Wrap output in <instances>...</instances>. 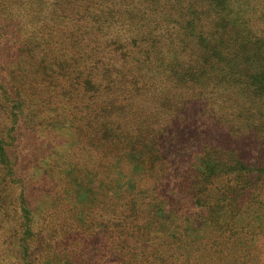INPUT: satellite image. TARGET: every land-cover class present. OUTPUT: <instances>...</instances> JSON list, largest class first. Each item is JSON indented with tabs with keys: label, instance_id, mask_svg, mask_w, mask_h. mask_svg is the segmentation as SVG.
Returning a JSON list of instances; mask_svg holds the SVG:
<instances>
[{
	"label": "trees",
	"instance_id": "obj_1",
	"mask_svg": "<svg viewBox=\"0 0 264 264\" xmlns=\"http://www.w3.org/2000/svg\"><path fill=\"white\" fill-rule=\"evenodd\" d=\"M168 1L146 12L128 0H0L4 49L14 44L1 61L0 105L19 123L14 141L19 130L24 139L72 133L47 151L59 191L66 193V178L96 156L100 178L93 181L102 200L84 223L102 225L95 233L109 247L108 264H232L233 258V264H255L264 258L253 243L260 234L239 216L264 206V162L239 159L229 167L224 154L240 140L264 148V0ZM0 156L12 170L10 154ZM128 161L142 167L137 173H151L149 181L165 168L185 167L178 178L192 182L196 197L212 209L189 250L173 253L160 246L174 250L165 239L153 251L142 235L149 201L114 200L110 186L118 187V171H127ZM6 177L0 192L1 184L16 182ZM25 196L20 189L17 203L9 199L20 240L34 223L50 225L21 211L31 209ZM65 196L49 232L38 237L34 263L52 252L55 258L44 264H65L62 246L86 233L72 195ZM107 209L112 214L103 219Z\"/></svg>",
	"mask_w": 264,
	"mask_h": 264
},
{
	"label": "rangeland",
	"instance_id": "obj_2",
	"mask_svg": "<svg viewBox=\"0 0 264 264\" xmlns=\"http://www.w3.org/2000/svg\"><path fill=\"white\" fill-rule=\"evenodd\" d=\"M128 2L136 11H146L149 10V8H155L159 3H167L169 1L128 0ZM196 4L206 3L203 0H199L196 1ZM209 12H211V9ZM211 13L212 18L220 19V16L213 10ZM4 40V37L0 36V66L1 61L5 59V54L7 56L9 50L14 46V44H11L9 46L10 49H4ZM7 110L8 108L6 106L0 105V155L4 152L10 154L9 159L13 162V169L10 170L9 162L5 159L3 160L0 156V181L2 177L4 179H9L6 176L10 175L12 178H15L16 182H8L10 184L7 185L1 184L0 264H29L28 262L31 260L32 264H44V262L52 261L55 258L56 254L48 252V254H39L40 256H37V259L38 257H42L40 258L41 263L33 262V257L35 256L38 246V237L41 239L42 236H46L45 234L47 231L49 232L51 221H53L52 218H54V216L56 217L54 211L59 210L60 206H62L61 202L65 200L64 197H66L65 195L67 194L72 195V200L75 203V207L72 204L74 207L73 213L78 214V216H80L79 218L82 219L78 226L84 227L81 229L86 233H81L74 242L69 241L63 246L59 245L66 250L64 252L66 256H64L66 258L65 264H80V262L83 263L86 260L89 261L90 264H108L106 261V250L109 247H107L106 243L102 240V235L95 233L102 225H90L91 227L88 228L89 223L88 225L84 223L86 220L89 222V220L94 217L97 203L102 200L100 189H98V185L95 182L98 179L93 181V177L86 178V176L89 175H97L99 172V163L96 160V156L90 154L85 164H82L81 167L78 168L80 171L79 174L76 176L70 175L69 178H66L68 185V191L66 193L59 191L56 185L58 183L57 180H60L58 171L56 176H52L47 170L46 163L48 160L46 156L49 153L47 151L53 146V141L57 140V142H59L58 144L61 145L67 139L71 138L72 133L68 130H63L62 136L59 135L61 137H58L56 135L57 132L47 133L43 131L45 134L43 135L41 132L38 138L36 136L34 138L24 139L22 135H20L21 133L19 130L18 139L14 141L15 136H17L19 123L9 114V118H7V114L5 113ZM42 129L44 130L45 127L43 126ZM82 130L80 129V131ZM28 135L31 134H27V137ZM81 136L82 134H76L74 141H79ZM7 139L12 140L13 144L11 146L5 145L4 141ZM235 144L236 145L233 146L234 152L231 155L228 151L224 154L226 166H233L239 159L245 163L264 162V148L262 146H257L253 143L252 145L247 144V142L242 140L235 142ZM260 147H262L263 150H259ZM63 152H65L63 149L60 150L61 154ZM163 152H168V160L171 161L172 152L170 149L166 151V148H164ZM132 163L134 162H127L125 167L127 171H118V176L123 178L117 181L116 184L118 187L114 190L113 186H110L111 195L115 196L114 200L118 199V201H122V198L130 196V198L135 201L140 199L149 201L146 211L141 212L142 223L145 227V233L142 235L146 240H149L147 242L152 245L153 251H158V246H156L158 243L156 240H162V242H164L165 239L171 240L176 244L174 247L179 249L174 248L173 250V248L169 246L170 244L166 245L164 243H160V246L169 248L173 253H182L183 249L189 250L190 248L187 247L186 244L189 243L191 245L198 240L196 235L198 229L203 225L202 221L207 210L212 209L209 207L208 203H204L203 200H199L196 197L191 186L192 182L182 183L181 178H178L180 177L181 170H185V167L179 164V167L174 165L171 172L169 169L165 168L162 172H157L159 176L156 178L151 177V181H149V174L151 173L146 175H143L144 172L137 173V169L142 167H137ZM69 164L72 165V163ZM55 177L57 180H55ZM136 177L138 178L135 179ZM82 179H84V181ZM94 182L95 185H92ZM157 183L160 185H157ZM20 189L21 191H25V197L31 203L29 212H25L24 208L21 211L27 216H33L35 218H37L38 215H42V218L50 224L48 225L42 221L34 223L35 230H33V233L25 230L22 240L17 238V235L20 234L19 232L16 235L14 234V232H16V227L14 225L16 220L13 216L15 211L12 208L13 206H9L10 198L14 203H17L16 196ZM118 189L120 191L119 193L117 192ZM256 210H258L259 213L250 209L245 210L244 213L239 216V223L259 232L258 234L260 235L253 239V243L258 245V248H260L259 251L264 255V206L257 207ZM111 214L112 211L107 209L102 218L107 219ZM260 214H262L261 217ZM58 215H60V213H58ZM60 216L64 217L65 214L63 213ZM73 216L75 217V214H73ZM22 230H24L23 227H21V231ZM37 233H39L38 236ZM161 236H164V238L159 239ZM258 237H260L259 240ZM170 250L168 252H170ZM36 262H39V260H36ZM234 262L235 258L231 260L232 264ZM143 263L140 261V264ZM152 264L157 263L153 262ZM255 264H264V258H258Z\"/></svg>",
	"mask_w": 264,
	"mask_h": 264
},
{
	"label": "water",
	"instance_id": "obj_3",
	"mask_svg": "<svg viewBox=\"0 0 264 264\" xmlns=\"http://www.w3.org/2000/svg\"><path fill=\"white\" fill-rule=\"evenodd\" d=\"M90 176L91 177H93V180L94 179H98L97 177H99V174H97V175H89L88 177L86 176V178H90ZM119 176H117V179L120 181V180H122L123 178H120ZM83 181H84V179H82ZM92 185H95V182L92 184Z\"/></svg>",
	"mask_w": 264,
	"mask_h": 264
}]
</instances>
